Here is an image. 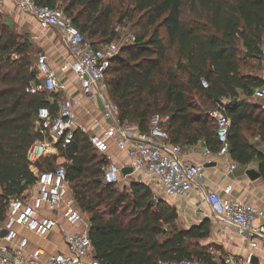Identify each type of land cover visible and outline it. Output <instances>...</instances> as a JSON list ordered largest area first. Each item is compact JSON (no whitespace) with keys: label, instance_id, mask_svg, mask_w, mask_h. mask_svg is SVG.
Here are the masks:
<instances>
[{"label":"trees","instance_id":"obj_1","mask_svg":"<svg viewBox=\"0 0 264 264\" xmlns=\"http://www.w3.org/2000/svg\"><path fill=\"white\" fill-rule=\"evenodd\" d=\"M39 2L62 8L95 46L118 39L117 27L125 21L139 28L136 41L122 47L106 78L122 122L136 123L141 132H147L150 118L165 114L172 143L183 146L204 141L209 151L217 153L216 123L212 117L211 123L210 117L193 112L192 96L206 95L214 108L230 99L226 110L232 123L231 158L242 165L257 158L264 179V153L245 134L254 127L253 138L264 139V112L256 102L239 100L240 92L251 98L253 90L264 85L262 78L242 73L249 59H259L264 0H130L131 11L123 9V0L118 5L112 0ZM32 49L27 35L0 25V223L9 199L21 196L35 182L26 153L42 138L35 116L47 101L45 94L26 92L37 76ZM202 79L208 82L207 89ZM60 156L68 161L74 197L89 217L95 256L103 264L183 259L219 264L197 242L210 235L209 219L185 230L177 224L175 207L164 199L155 201L148 185L131 182L121 191L104 184L108 158L93 147L89 135L76 131ZM58 157L51 155L39 167L53 169Z\"/></svg>","mask_w":264,"mask_h":264},{"label":"built area","instance_id":"obj_2","mask_svg":"<svg viewBox=\"0 0 264 264\" xmlns=\"http://www.w3.org/2000/svg\"><path fill=\"white\" fill-rule=\"evenodd\" d=\"M6 1L13 5L11 13L33 17L41 31L57 29L72 59L56 69L47 55H38L36 79L26 87L28 94H45L47 104L41 106L35 116L36 130L42 138L33 142L26 153L35 182L21 196L9 199L5 219L0 223V233L6 230V235L0 237V264H103L95 256V245L89 235V217L74 197L67 175L68 161L61 157L64 161L57 163L61 152L72 143L76 131L89 135L93 147L107 156L108 163L102 174L104 184L118 185L124 177L122 169L125 166L112 160L110 155L112 148L116 147L130 159L134 172L149 175L155 201L163 196L186 197L190 190L202 186L205 166L185 160L183 147L170 141L165 129L168 115L154 114L147 132H141L136 123L120 120L118 106L110 98L106 81L112 61L122 49L120 44L113 41L95 46L62 8L43 5L39 0H0V16ZM127 41L134 43L136 36L130 35ZM260 50L258 60L264 69V41ZM71 83L79 84V99L71 94ZM202 86L209 87L205 79H202ZM251 98L264 112V85L255 88ZM84 102L101 107V119H95L92 126L77 123V108ZM226 104L223 101L210 112L220 144L217 153L206 151L213 159L230 156L232 123ZM255 139L261 141L260 136ZM54 154L59 156L55 167L41 169L39 164ZM237 165L236 161L230 160L229 173ZM205 200L212 217L239 234L247 247L255 250L264 245V223L256 224L258 220L264 221V209L235 199L231 186L225 187L221 193L206 192ZM56 231L65 251H47L42 247L29 250L27 233L46 239ZM212 255L217 263L222 261L220 253L213 251ZM224 261L234 262L231 257L224 258ZM251 261L249 256L246 262L251 264ZM158 264H193V261H159Z\"/></svg>","mask_w":264,"mask_h":264},{"label":"crops","instance_id":"obj_3","mask_svg":"<svg viewBox=\"0 0 264 264\" xmlns=\"http://www.w3.org/2000/svg\"><path fill=\"white\" fill-rule=\"evenodd\" d=\"M12 9H14L13 5L9 3V1H6V6L2 14L5 15L7 20L10 15L13 19V23L28 33V38L32 43L33 50H39V55H47L53 68L57 69L64 61L72 59L70 50L62 41L57 29L41 31L37 21L33 17L23 16L17 12L11 13ZM8 22V24H12L9 20ZM258 77L263 79L264 69L262 70V74ZM73 80L74 78L71 79L72 82ZM70 92L77 99L81 97L79 84L71 83ZM100 108L101 107L98 105L84 102L77 108V118L81 115L83 117H88L87 125L92 126L96 121L94 118L97 113L96 109ZM255 138H253L254 140L252 142L260 144L257 148L264 153V139L261 138V141H258ZM182 147V156L185 160L197 164L203 163L204 165L208 162L215 161L217 165L208 168L205 167L203 185L190 190L186 197H163L165 201L175 207L178 215V226L188 230L193 226L201 225L206 219H209L210 235L202 240H207L205 244H215L219 246L217 250L221 252L222 257V261L219 264H248L246 260L249 256L251 258L252 256H257L258 258V263L252 260L251 264H264V245H260V247L255 250H251L247 247L239 234L233 229L223 226L212 217L210 206L205 200L206 192L214 191L221 193L225 187L231 186L235 199L264 209V179L261 176L259 179L253 181L247 175L249 169H256L259 171V160L256 158L247 165L238 163L236 169L232 173H229L228 163L232 160L231 155L229 157L213 159L214 157L212 155L206 154L208 148L204 141H200L195 145H183ZM110 155L112 160L118 162L119 165L125 167L130 166V159L124 152L119 151L116 147L112 148ZM132 176H135L136 179H130L129 183H144L152 189L149 175L146 173L134 172L132 175L124 176V178ZM262 222L264 223V221L258 220L256 224ZM27 235L30 238L29 250H34L37 247H42L47 251L56 249L62 251L66 250L61 236L57 231L50 234L46 239L39 238L32 233H27ZM52 235L53 237L51 238ZM41 239L46 242V245L51 244L53 239H55L57 243L54 247L49 248L39 245L40 241H42ZM225 257H231L234 262L225 263Z\"/></svg>","mask_w":264,"mask_h":264},{"label":"rangeland","instance_id":"obj_4","mask_svg":"<svg viewBox=\"0 0 264 264\" xmlns=\"http://www.w3.org/2000/svg\"><path fill=\"white\" fill-rule=\"evenodd\" d=\"M116 5L119 4V1L120 0H112ZM125 2V5L123 7L124 10L126 11H131L133 9V5L132 3L130 2V0H123ZM8 20L12 23L11 25L8 24ZM8 20L5 18V15L4 14H1L0 16V25H8L13 31H15L17 34H20V35H26L27 34V37H28V33L23 30V29H20L17 25H15V23H13V19L12 17L9 15L8 16ZM17 22V21H16ZM119 33H120V37L118 39H116L115 41L121 45V47L123 46H127V45H132L133 43H128L127 41V38L130 36V35H135L136 36V32L138 31V27L135 26L134 23L132 22H128V21H125L121 26L117 27ZM162 31V35L164 37H166L165 35V31L164 29L161 30ZM165 41H167V39L165 38ZM30 53H31V56H32V64H33V68H35V65H36V59H37V56L40 54V51L39 50H30ZM262 70H263V67L261 65V63L259 62V60H255V59H249L243 66H242V73L244 74H252V75H261L262 74ZM193 103L194 105L196 106L195 110L193 112L195 113H199L200 115H203L204 117L208 116L210 117V121H211V116H210V112L213 110L214 106L212 105L211 101L208 99V97L206 95H203V94H197V95H193ZM249 100L251 103H254V99L252 98H246L244 96V94L242 92H240V97H239V100ZM223 101H225L226 103H231V100L230 99H224ZM235 101V100H234ZM233 101V102H234ZM97 110V113L95 115V119H101V116H102V110L101 108L100 109H96ZM79 117V116H78ZM88 122V117H83L82 115L77 118V123L78 124H81V125H84V126H88L87 123ZM212 123V121H211ZM257 132V129H255L254 127L251 128V130L249 131H246L245 134L246 136L249 138L250 142L253 141V136H255V134L253 135V133H256ZM257 147H259L260 144L256 143L255 144ZM58 159V158H57ZM56 159V160H57ZM64 160L61 158L60 156V159H58L57 163H61L63 162ZM130 179L131 180H135L136 177L135 176H132V177H123L122 179V182L119 183L118 185H116V187L123 191V189L125 187H129V182H130ZM0 192H1V187H0ZM165 197V196H163ZM163 199V198H162ZM53 237V235L51 236V238ZM56 239V238H55ZM55 239H53V241L51 242V244L49 245H46V242L44 240L40 241L39 245H43L45 247H54V245L57 243L55 241ZM207 240H199L197 241L199 243V248H206L208 251H216L217 253H220V251L217 250V248H219L218 245H215V244H205ZM226 258V257H225ZM229 258V257H228ZM194 264H201L200 262L194 260Z\"/></svg>","mask_w":264,"mask_h":264},{"label":"water","instance_id":"obj_5","mask_svg":"<svg viewBox=\"0 0 264 264\" xmlns=\"http://www.w3.org/2000/svg\"><path fill=\"white\" fill-rule=\"evenodd\" d=\"M235 102H236V100L233 103H235ZM216 165H217V163L214 161V162H208L204 166L206 168H208V167L216 166ZM133 173H134V169L132 167H130V166L123 167V169H122V175L123 176L132 175ZM247 175L253 181L257 180V179H259L261 177V173L258 170H256V169H249L247 171ZM5 235H6V230L1 231L0 237H4ZM252 260L254 262L258 263L257 256H252Z\"/></svg>","mask_w":264,"mask_h":264}]
</instances>
